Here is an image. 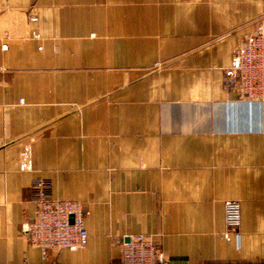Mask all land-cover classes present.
Wrapping results in <instances>:
<instances>
[{"label":"crops","instance_id":"crops-1","mask_svg":"<svg viewBox=\"0 0 264 264\" xmlns=\"http://www.w3.org/2000/svg\"><path fill=\"white\" fill-rule=\"evenodd\" d=\"M264 0H0V264H264V102L224 86ZM82 204L80 251L42 252L33 184ZM241 204L240 242L225 203Z\"/></svg>","mask_w":264,"mask_h":264},{"label":"built area","instance_id":"built-area-1","mask_svg":"<svg viewBox=\"0 0 264 264\" xmlns=\"http://www.w3.org/2000/svg\"><path fill=\"white\" fill-rule=\"evenodd\" d=\"M224 86L241 99L264 102V21L244 38L234 52L225 71ZM35 216L24 226L23 234L46 260L50 250L80 251L88 245L85 219L88 213L80 202L53 199L50 183L38 178L33 184ZM227 241L240 242L242 211L238 201L225 203ZM122 239L120 264H171L162 249L149 236L138 235Z\"/></svg>","mask_w":264,"mask_h":264}]
</instances>
